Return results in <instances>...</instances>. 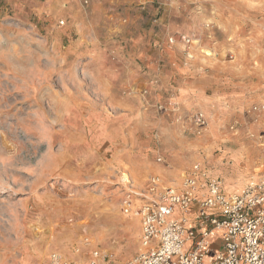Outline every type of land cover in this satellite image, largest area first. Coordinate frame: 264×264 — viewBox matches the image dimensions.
Segmentation results:
<instances>
[{"label":"rangeland","instance_id":"obj_1","mask_svg":"<svg viewBox=\"0 0 264 264\" xmlns=\"http://www.w3.org/2000/svg\"><path fill=\"white\" fill-rule=\"evenodd\" d=\"M192 178L264 187V0H0V264H125Z\"/></svg>","mask_w":264,"mask_h":264},{"label":"built area","instance_id":"obj_2","mask_svg":"<svg viewBox=\"0 0 264 264\" xmlns=\"http://www.w3.org/2000/svg\"><path fill=\"white\" fill-rule=\"evenodd\" d=\"M123 211L139 218L142 246L125 264H264V187L226 192L218 181L192 178L141 207L129 194ZM46 264L76 263L53 253ZM83 264L107 263L95 251Z\"/></svg>","mask_w":264,"mask_h":264},{"label":"bare ground","instance_id":"obj_3","mask_svg":"<svg viewBox=\"0 0 264 264\" xmlns=\"http://www.w3.org/2000/svg\"><path fill=\"white\" fill-rule=\"evenodd\" d=\"M260 120V119H259ZM261 123V122H260ZM255 139V138H254ZM261 139V138H260Z\"/></svg>","mask_w":264,"mask_h":264}]
</instances>
